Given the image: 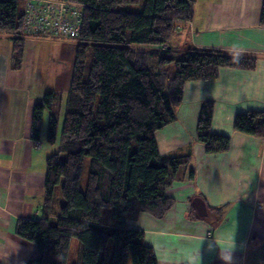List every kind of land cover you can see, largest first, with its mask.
Here are the masks:
<instances>
[{"label":"trees","instance_id":"obj_1","mask_svg":"<svg viewBox=\"0 0 264 264\" xmlns=\"http://www.w3.org/2000/svg\"><path fill=\"white\" fill-rule=\"evenodd\" d=\"M22 1L0 0V36L12 39L16 70L28 37ZM55 1L83 7L84 17L66 99L47 93L32 112L31 138L41 140L49 113L46 141L55 144L58 112L65 108L59 150L47 160L43 217L20 219L16 226V235L37 250L27 264H68L73 240L75 264H158L144 232L128 228L126 216L138 206L164 218L174 206L166 191L188 178L191 158L161 155L156 133L176 120L186 83L216 80L221 68L253 69L257 59L172 48L178 27L193 21L196 0ZM260 23L264 27V2ZM166 43L167 51L150 49ZM214 109L213 101L202 104L196 137L208 154L219 155L230 149L231 138L213 132ZM234 127L264 138V112L238 114ZM57 205L58 216L49 218ZM105 209L111 225L103 222Z\"/></svg>","mask_w":264,"mask_h":264},{"label":"crops","instance_id":"obj_2","mask_svg":"<svg viewBox=\"0 0 264 264\" xmlns=\"http://www.w3.org/2000/svg\"><path fill=\"white\" fill-rule=\"evenodd\" d=\"M263 2L196 0L193 21L179 27L171 44L178 51L218 50L257 61L250 70L221 68L216 80L186 83L176 120L156 133L161 155L191 158L188 178L166 191L174 206L164 218L141 212L138 206L126 216L128 228L144 232L158 264L264 262V138L234 127L238 114L264 112ZM74 59L69 40L28 36L16 70L12 39L0 36V264H27L37 255L33 244L16 235L20 219L42 218L47 160L52 155L31 138L32 112L47 93L65 97ZM206 101L215 104L213 132L231 138L226 153L210 155L197 140ZM196 200H202L205 213L199 212ZM58 213L59 206L54 218ZM103 219L105 225L113 223L111 212H103Z\"/></svg>","mask_w":264,"mask_h":264},{"label":"built area","instance_id":"obj_3","mask_svg":"<svg viewBox=\"0 0 264 264\" xmlns=\"http://www.w3.org/2000/svg\"><path fill=\"white\" fill-rule=\"evenodd\" d=\"M24 32L38 38L76 39L80 35L84 9L53 0H24Z\"/></svg>","mask_w":264,"mask_h":264},{"label":"rangeland","instance_id":"obj_4","mask_svg":"<svg viewBox=\"0 0 264 264\" xmlns=\"http://www.w3.org/2000/svg\"><path fill=\"white\" fill-rule=\"evenodd\" d=\"M53 1H55V0H53ZM63 2V1H62ZM142 3H143V1H142ZM196 6V5H195ZM20 9L22 10V11H25V9H26V3H25V1H22L21 2V5H20ZM180 27V26H179ZM179 27H178V30H177V33H176V35L174 36V38L171 40V42H170V46L172 47V45L171 44H174L175 42H174V40H176L177 38V34L179 33ZM187 33H186V31H185V33H184V35H186ZM35 37V36H34ZM48 38V37H47ZM179 38V37H178ZM58 39H60V40H62V39H66V38H62V37H58ZM67 40H69L70 42H71V45H74V47H75V52H76V45H77V41H76V39H73V40H71V39H67ZM167 43L166 44H163V45H161V46H158V47H151L150 49L151 50H157L156 52H158L159 51V49H160V51H167V49H168V46H169ZM73 49V47L72 46H70V47H67L66 49H65V51L66 52H68V53H70L69 52V49ZM137 50H148V49H145V48H147V47H135ZM172 48H174L175 49V47H172ZM187 51L189 50L188 48L186 49ZM185 50V51H186ZM184 52V51H183ZM74 62H75V59H74ZM65 66L64 67H66V65L67 64H64ZM169 70H171V69H169ZM64 72H65V68H64V70H63ZM71 77H72V75H71ZM71 82V81H70ZM61 84H63V86H64V83H61ZM62 87V86H61ZM70 87V86H69ZM68 91V90H67ZM57 94H59V95H61L62 96V98H63V101L66 99V96H67V92H66V95H65V97L61 94V92H56ZM64 116H65V108L63 107L59 112H58V122H59V127H58V141H57V143H55V144H49L46 140H45V138H44V136H43V139H42V142H41V140H37L36 141V146L39 148V147H41L42 146V143L44 144V147L45 148H47L48 150H51V152H52V155L53 154H55L56 152H58V150H59V138H60V136H61V131H62V124H63V121H64ZM49 113H46V115H45V119H44V127H43V132L42 133H46V132H44V131H47V128H48V121H49ZM89 159H87L86 160V162H85V167H84V170H83V176H82V188H85V182H86V180H87V177H88V174H89ZM44 191H45V189H44ZM59 193H60V189L58 190V192H57V197H58V199L60 198V195H59ZM44 199H45V195H44ZM45 201V200H44ZM59 203H61V200L59 201ZM58 206V205H57ZM105 212H108V213H110L111 212V210L110 209H105L104 210V213ZM55 216V215H54ZM53 215H49V218H53L54 217ZM42 217H43V215H42ZM78 260V241L77 240H73L72 241V244H71V249H70V256H69V262H68V264H75L76 263V261Z\"/></svg>","mask_w":264,"mask_h":264},{"label":"water","instance_id":"obj_5","mask_svg":"<svg viewBox=\"0 0 264 264\" xmlns=\"http://www.w3.org/2000/svg\"><path fill=\"white\" fill-rule=\"evenodd\" d=\"M195 203L197 205V208H198L199 212H201V213H205L206 212V208H205V205L202 202V200H196Z\"/></svg>","mask_w":264,"mask_h":264}]
</instances>
